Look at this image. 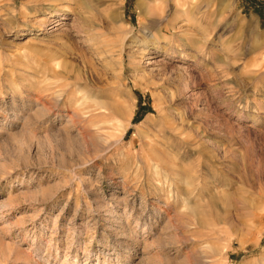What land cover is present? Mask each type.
I'll use <instances>...</instances> for the list:
<instances>
[{
	"label": "rangeland",
	"instance_id": "rangeland-1",
	"mask_svg": "<svg viewBox=\"0 0 264 264\" xmlns=\"http://www.w3.org/2000/svg\"><path fill=\"white\" fill-rule=\"evenodd\" d=\"M6 1L0 264H264V0Z\"/></svg>",
	"mask_w": 264,
	"mask_h": 264
},
{
	"label": "bare ground",
	"instance_id": "bare-ground-1",
	"mask_svg": "<svg viewBox=\"0 0 264 264\" xmlns=\"http://www.w3.org/2000/svg\"><path fill=\"white\" fill-rule=\"evenodd\" d=\"M55 1H59V2H64V1H66V0H55ZM80 2V1H79ZM0 4L1 5H5V4H7V1L6 0H0ZM13 4V3H12ZM79 4V3H78ZM81 5H83L84 6V8L85 9H88V6L84 3V2H81L80 3ZM49 8H51L52 9V15H51V17H53L52 19H54V20H52V22L53 23H55L54 24V26L53 27H55V26H58V25H60V23H58L59 22V15L57 14V9H56V6L55 5H50V7ZM42 9V8H41ZM59 11V10H58ZM50 13V12H49ZM108 13H109V16L111 17V19H113V21H114V19H119V11L118 10H114V11H108ZM58 18V19H57ZM119 21V20H118ZM155 28H157V26H154L152 29H155ZM158 29V28H157ZM159 30V29H158ZM157 30V31H158ZM160 38H161V36H160ZM147 38H145V40H146ZM149 59H152V58H149ZM105 112H106V117H104V119H105V121L106 122H108L107 120L109 119V117L111 116V117H113L114 116V114H116V112H117V108H115V107H113V106H111V107H108V106H106V107H103L102 108ZM109 123V122H108ZM101 131H105V128L103 129V130H101Z\"/></svg>",
	"mask_w": 264,
	"mask_h": 264
}]
</instances>
